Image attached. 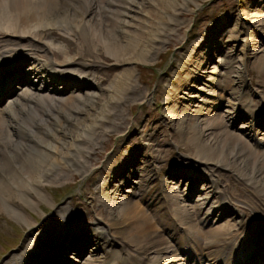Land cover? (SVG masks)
<instances>
[{"label": "bare ground", "instance_id": "6f19581e", "mask_svg": "<svg viewBox=\"0 0 264 264\" xmlns=\"http://www.w3.org/2000/svg\"><path fill=\"white\" fill-rule=\"evenodd\" d=\"M187 2L189 1L187 0ZM135 10L136 4L134 0H0V46L6 43H12L16 46V60L23 59L18 53L20 48L33 50L36 53V57L40 60L38 64L31 61V64H34L36 68L33 72L23 74L24 78L21 82L28 81L29 85L22 91L19 89L16 96L8 99L0 108V207L7 208L8 212L13 215V218L22 221L24 216L17 212V209L14 207L1 204V201H5L6 203V200L12 193L16 192L15 195L19 194V200L24 202L25 206L31 211L34 209L37 201L40 200L42 202L49 199V196L43 191L42 182L39 180L49 179L51 176L52 172L50 169H47L48 166L46 165L61 166L64 164L74 174L79 175L81 178L84 177L88 168L87 162L84 163L85 160L83 161L82 159L84 145L87 143L86 139H89L92 135L90 131L93 130L92 126L85 124V120L89 116L88 113L93 109L92 105L99 97L105 100L108 92V90L104 91L99 88L98 85L91 88L86 82H83L86 88H82L84 85L79 86V83L73 86V81L76 80L74 79L75 76L78 78L80 74H85V77H91L92 72L89 71L94 70H89L88 72L86 70L89 67L97 69V66H100L97 65L99 62L92 61L89 65H86L79 61L80 58H71L58 60L54 64L52 62V54L56 51H51L44 41L46 38L52 39L54 34L47 30L54 27L60 28V30L62 29L61 31L68 32L77 44L83 47L87 45L94 46V52L96 51L97 54H100L99 50L108 53L115 60V65L107 69L106 75H108V73L116 69V66H121V64L131 60L128 58L138 57L137 59H142L145 55L149 54L147 53L148 51L146 52V49L161 45L158 32L161 29L166 30L167 24L174 22L171 17L165 23H159L158 27L148 26L150 30L136 33L139 27L135 26L134 32H129L127 29L132 27L131 21L133 20ZM69 34L67 35L69 36ZM68 45L71 46L70 43ZM67 50L69 51V49ZM75 56L77 57V55ZM125 56L128 58L125 59ZM260 60L261 64L259 66L263 71L264 49ZM236 63L228 71V74H233L231 84L224 88L219 86V91L213 90L211 93H208L209 96H215L218 99H208L206 93L201 95L192 93L193 95H189V98H192L182 107L177 125L179 128H186L188 132H192V142L197 148L194 157L197 164L204 166L212 175H214V171L216 172L218 169H221L226 171L229 176L249 183L252 192L256 194L257 202L264 207V148L253 149L249 144L250 137L248 143L247 140H243L239 132L234 133L228 130L223 117L216 118L213 122L210 121L214 116V108L212 106H215L216 101L220 100L222 96H224L223 101L230 108L225 110L227 113L226 117H229V114L236 108V105L237 107H246L245 96L247 92L242 88L246 69L242 61L238 64ZM71 66H75L76 68L74 71L75 76H68L65 74L66 72L63 73L64 70L60 71L65 67ZM127 70H123V74L112 84L109 96L112 99L114 98V100H120L123 97L122 99L126 101V99H130L136 95L134 87H129L125 83L127 79H131ZM182 71L183 68L181 71H176V74L179 75ZM213 72L214 70H212ZM29 73H32L31 76L34 74L31 78L34 80V83L29 82V75H27ZM20 75L21 73L17 75V79L19 80L22 79ZM234 76L236 78L235 81ZM6 82L5 79H0V86ZM36 83H40V87L35 86ZM235 84L237 85L235 86ZM70 85H72L73 89L71 90V94L64 100L58 98L57 96L60 95L58 89H66L67 86L70 88ZM12 86L14 85L9 84V87ZM186 86V84L178 83L176 90L178 91ZM50 89L52 90L50 91ZM246 111L247 109H244V113ZM111 117L113 118V116ZM108 118L109 113H104L101 116L103 121ZM238 119L241 120L240 118ZM227 120L230 122V119ZM245 120L244 125L246 126L247 118ZM91 124L97 125L95 120ZM102 125L104 124L102 123ZM258 126L260 125L258 124ZM77 130L80 132L75 133ZM71 134L74 135L75 139H70L67 142L66 139ZM263 137L259 138L262 145H264ZM8 159H16V162H10ZM18 159H26L25 163H28L27 165H34L36 163L37 166L32 170L30 169V171L23 170L24 172H22L17 169ZM38 159L45 161L40 164L37 162ZM112 164L115 166V163ZM143 164V167L134 174L137 176L135 182L137 188L134 189L138 193L135 194L137 195V199L144 202L147 207L152 208L151 221L143 214L137 200L136 202L131 201L116 191L118 197L112 194V197L116 196V198L111 201L107 199H112L109 197L108 192L105 193L107 190L105 192L99 190L101 197L104 198L106 210L113 213L108 221L109 227L106 226L107 233L112 229V232L109 234H114L117 239L129 240L127 243L132 245L130 247L133 249V252L139 249L140 255L130 253L124 258H137L141 260L139 264H145V262L165 264L171 260L176 263L174 256L167 255L171 252H168V248L164 245L158 229L159 222L157 220L155 222L153 216L158 217V220L162 223L164 222L166 225L170 221L169 217L166 218V214L171 210L172 212L169 216L172 220L175 219L180 225H185L188 228L191 227L189 219L186 216L187 212L178 207L183 193L180 191V195H173L167 192L164 189L165 174L156 168H152L150 166V159L148 161L145 160ZM122 170L123 172H134L132 171L134 169L131 164L128 168L123 166ZM17 171L20 174H17ZM118 174V179L120 180L122 175L121 173ZM130 175L129 173L128 178ZM200 177L197 174V179H202ZM122 182H126V180ZM104 183L107 184L108 182ZM204 184L201 185V194L196 197L195 201L192 200L194 205L192 207L190 205V208L193 210L190 217L198 221L203 219L209 222V217L211 216L210 221H215V225L219 224L220 220L217 219H220L221 216L224 218L225 214H229L231 220H226L229 222L226 225L228 224V229L232 230L231 232H220V228L218 227L208 229V232L202 235V248L206 251L207 258L211 259V252L219 251L221 259L227 258L226 264H233L235 259L247 258L250 250L256 252L257 246L263 244L264 241V228L262 224L264 222H254V227L251 226L252 217L255 220H259V216L256 215L257 213L255 214L250 210L251 207L246 208V211L232 212L233 210L228 208L229 203L225 204L224 196L226 192L221 188L223 184L217 178L210 180L206 185ZM105 188L108 189V187ZM174 189L172 188V190ZM190 191L193 192V189L191 188L190 190L189 188L188 196H190ZM5 196L7 197L5 198ZM213 203H216V205L213 206ZM69 208L72 209V207ZM71 209H60L63 214V221L68 222L70 215L73 213ZM217 212L218 214L220 213L219 218H216ZM198 214L201 216L200 218ZM66 216H68L67 219L65 218ZM65 222H63V225ZM24 224L28 227L30 221H24ZM260 230V233H256ZM193 231L195 232L196 230ZM63 232L60 233V237L50 236V241L53 244L43 245L40 247L41 251L50 248V252H54L57 248L60 249L65 240L70 238V234L65 232V236H63ZM114 235L107 236L95 233L93 230L89 231L83 239V244L89 246L87 251H89L90 258H86L81 264H103L102 258L96 259L94 258L95 256H92L93 251H91V248L104 251L110 245L112 247L110 249L111 256H118L117 251L113 248L115 243H118ZM239 235L243 236L239 238ZM244 238H247V241H244ZM255 239H258L259 243L256 242L254 244ZM229 240L231 242H228ZM55 242L59 243L54 244ZM120 243L123 242L120 241ZM33 251L29 255H33ZM44 254L42 253L41 256ZM260 254L263 255L264 253L261 252ZM143 255H146L147 259ZM104 256L107 257L108 255L103 254L102 257ZM33 257L35 255L31 256V258ZM15 261L17 262L16 258L7 264H14L16 263ZM108 262L113 263L114 260L110 259ZM248 262L251 263V260Z\"/></svg>", "mask_w": 264, "mask_h": 264}, {"label": "rangeland", "instance_id": "374dc122", "mask_svg": "<svg viewBox=\"0 0 264 264\" xmlns=\"http://www.w3.org/2000/svg\"><path fill=\"white\" fill-rule=\"evenodd\" d=\"M188 1L189 2H187V0H134L136 10L133 14V20L131 21L132 27L127 29V31L134 32V27L137 26L139 29L136 33L141 31L144 32V30H150L148 26L158 27L157 25L159 23L163 24L171 17L174 22L172 24H167L166 30L161 29L158 32L159 34H163H158L161 45L146 49V52L148 51L147 53L149 54L145 55L142 59H137L138 57L128 58L125 56V59L128 58L131 60L121 64V66H116V69L108 73V75H106L107 69L115 65V60L109 56L108 53L97 49L100 52V54H97L96 51L94 52V46L87 45L83 47L77 44L68 32H63L60 28L54 27L53 29L47 30L54 34L52 39L46 38L44 41L51 51H56L52 54L55 63L58 62V60L71 58H80L79 61L86 65H89L92 61L99 62L97 65L100 66H97V69L89 67L88 70H86L87 72L89 70H94L89 71L92 72V75L91 77L88 76L87 79H83L84 77L80 76H85V74H78L80 77L77 79L74 73L76 69L75 66L65 67V72L66 75L75 76L74 79L85 80L83 82L87 81L91 83V88L98 85V87L104 91L108 90L106 94L107 97L105 100L99 97L93 104L94 106L92 105L93 109L88 113L89 116L85 120V124L92 126L93 130L90 131L92 135L89 139H86L87 143L84 145V155L82 159L83 161L85 160L84 163L87 162L86 165L88 168L83 178L74 174L71 169L68 170L69 167L66 165L64 166V164L61 166L46 165L48 166L47 169H50L52 172H50L51 176L49 179L39 180L42 182L43 191L49 196L47 201H37L32 211L25 206L24 202L19 200L20 196L19 194L15 195V191V193H12L8 197L6 203L5 201H1L2 205L5 206L6 204L8 207L12 206L17 209V212L23 215L25 220L23 219L21 221L20 219L13 218V215L8 212L7 208L0 207V263L11 253L14 254L13 257H8V260L4 264H7L15 258L18 261L19 254L29 255V253L33 251L34 241H31L32 243L26 244L25 246L24 244L32 239H36L38 249L43 245H52L53 243L50 241V236L60 237L62 231L70 234V238L66 239L60 248L67 246V249L76 252L83 246L84 250L87 251L89 246L83 244L84 237L91 231V228H95L98 231L104 230L105 227L103 223L108 224L109 219L113 215L112 212L106 210L104 198L101 197L98 190L102 189L103 192L107 190L105 193L108 192L109 197L112 199L106 198L111 201L115 200L114 198L117 196V187L120 183H125L122 182L123 180H126V182L129 181V173L131 174L130 177L137 179V176L134 174L139 171H136V168L140 167L139 162L141 158H143L141 168L144 165L143 162L150 159V166L152 168H155L152 166L153 161V164L161 169L159 171L163 172L165 175L167 174L168 178H174V180L175 178L178 179L174 182V185L176 184L175 186L172 184H167V186H165L168 192L170 189L172 191V188H175V190H173V195H180V191L184 194L188 192L189 188L190 190L192 188L193 192L190 191V193L196 195L194 198L195 201L196 197L201 194V185L203 183L206 185L210 180L217 178L222 182L223 185L221 188L224 187L223 190L226 192L225 195L230 200V203L229 200H227L230 210H233L232 207H234L238 209L236 212L240 210L246 211V208L251 207L250 210L255 214L257 213L256 215H258L259 218H264V207L257 202L256 194L252 192L250 184L229 176L226 171L221 169H218L216 172L214 171L215 176H211V173L208 172L204 166L195 162L194 157L197 148L192 142V132H188L186 128H179L177 125V121L181 116L182 107L192 98H189V95H193L192 93L201 95L203 94L202 92L208 95V93H211L213 90L219 91V86L224 88L231 84L233 74H228V72L225 73L223 70L226 69L227 64L229 68L234 67L236 61V64L241 61L244 63L246 74L248 75L247 77L245 74L243 77L244 82L242 88L247 94L249 91L248 87L251 88L254 95L251 100L252 104L258 105L259 99L262 98L261 95H264V70L262 71L259 66L261 64L260 57L264 49V0ZM140 22H142V24H140ZM67 34H69V36ZM69 43L73 49L68 45ZM67 49H69L70 52ZM75 55H77V57ZM229 56L233 57L228 59L227 57ZM233 59L235 61L234 63ZM217 60L219 61L217 64L221 67L219 69V78L217 76H212L214 75L213 73L218 74V72L214 70ZM227 60L228 63H226ZM180 66L181 69L183 68V71L177 75V81H175L173 73L175 69H177L176 71H181ZM125 69H128L129 78H131L127 79L125 83L129 87H134L136 95L131 97V100L126 99L125 101L122 99L123 97H121L120 100H114V98L112 99L109 96L111 94L110 89L113 82L123 74L122 72ZM212 70H214L213 73ZM87 72L86 74H88ZM175 73L174 75H176ZM196 77L198 80H202L203 84L194 80ZM235 79L234 76V81ZM169 80H173L174 82L169 83ZM178 83L186 84L187 86L177 91L176 86ZM198 84H200V87H197ZM236 85L237 84H235V86ZM195 87L196 90L193 91ZM168 88L170 91H168ZM51 90L52 89H50V91ZM58 90L60 94L62 93L59 98L64 100L71 94L72 89L67 86L66 89L59 88ZM211 98L215 100L218 99L215 96L208 95V99ZM223 99L224 96L216 101L215 106H212L214 110L217 109L216 113L220 114L213 112L214 116L210 121L213 122L216 118L223 117L227 129L234 133L239 132L243 140H247L249 143L248 139L250 132L244 125L246 121L245 115L247 114L244 113L242 107H237L236 105V108L229 114V117H226L227 113L225 110L230 108ZM106 101L107 103H105ZM222 104L225 105L224 110L223 108H218ZM262 106L264 108V100L262 101ZM260 109L261 107L257 106L256 110L259 111ZM248 110L251 111L249 108ZM233 112H235V114H233ZM104 113H109V118L103 121L101 116ZM111 116H113V118ZM238 118L241 119L239 125ZM227 119H230V122ZM93 120L96 121L97 125L91 124ZM102 123L104 125H102ZM235 126H237V128H234ZM78 132L80 131L77 130L75 133ZM70 139H75L73 134L66 139L67 142ZM249 144L252 147L255 146L252 140H250ZM151 145H154V147H152L151 153H147ZM262 148H264V145L259 149ZM147 155H150V158L144 159ZM8 160L10 162H16V159ZM17 161L19 162L17 163V169L22 172L30 171V169L32 170L37 166L36 163H34V165H27L28 163H25L26 159H18ZM44 161L43 159L37 160L40 164ZM111 163H115L116 166L113 168L114 173L112 180L109 178L111 176ZM130 164L134 172H123V166L128 168ZM101 165H103L102 168ZM200 168H204L203 170L206 169L205 171L210 173L207 175V180H205L204 171L200 170ZM118 173L122 175L120 180L118 179ZM17 174H20V172L17 171ZM197 174L203 179H197ZM104 179V182H108L107 184L103 182ZM135 182L134 184H136ZM105 187H108V189ZM129 188L130 189L125 192L124 186H121L118 191L119 193L124 192V194L127 192H130L132 195L138 194L135 189ZM195 188H198V190H195ZM112 194L116 196L112 197ZM186 196H188V194ZM6 197L7 196H5V198ZM96 197L98 203L95 202L97 201ZM135 197L136 199L129 200L136 202L137 195H135ZM78 202H80L79 205L77 204ZM186 204L185 202L184 205ZM190 205L191 207L194 205L192 201H190L189 207ZM214 205H216V203H213V206ZM74 206H78L79 208L74 209ZM69 207H72V209ZM86 207L91 209L89 214L86 212ZM178 207H180V204ZM61 208L71 209L73 212L68 222L62 220L63 214L60 211ZM185 208L189 214L187 217L190 222L189 224H191L189 228L185 226L187 237L191 240L201 241V230L196 226L193 218L190 217L191 212L189 208ZM76 210L81 214L86 213L85 218L79 216ZM216 215V218L220 217V213L218 214L217 212ZM224 217L225 219L223 221L231 220L229 214H225ZM65 218L67 219L68 216ZM73 218H79L81 222H86L87 226L83 227L78 219L75 220ZM50 220L55 221L56 225L51 224ZM253 220L255 219L252 217L251 222ZM24 221H30L28 227H26ZM62 221L65 222L64 225ZM218 223L219 224H215L214 227L208 226V229H215L224 224H221L220 221ZM262 224L264 228V223ZM39 228L42 229L38 233L33 234V232ZM228 228L229 226L225 223L224 227L220 228L219 231H231V229ZM193 230L196 231L194 232ZM106 235L112 236L109 233ZM75 241L77 244L74 243ZM119 245L122 247L121 244ZM12 249H17L18 253L15 254L14 251L10 252ZM85 255L86 254L83 253L81 257ZM83 261H85V259Z\"/></svg>", "mask_w": 264, "mask_h": 264}]
</instances>
